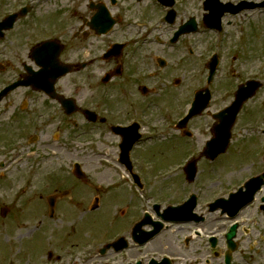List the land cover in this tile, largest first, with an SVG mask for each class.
<instances>
[{
	"label": "flooded vegetation",
	"instance_id": "obj_1",
	"mask_svg": "<svg viewBox=\"0 0 264 264\" xmlns=\"http://www.w3.org/2000/svg\"><path fill=\"white\" fill-rule=\"evenodd\" d=\"M164 1L0 0V167L8 169L16 159L36 155L38 165L51 158L66 173L52 178L47 209L41 202L45 194L38 191L44 182L0 177L3 219L33 213L41 222L47 213L54 222L48 232L46 225L35 226L49 237L39 259L21 245L27 264H225L227 255L231 264H264V184L257 193L256 182L238 193L246 181L264 173V98L248 115L246 105L256 97L246 102L233 126L227 154L241 161L238 168L228 169L226 193L220 195L229 200L226 212L210 210L217 197L203 204L199 196L195 213L201 220L158 223V211L187 198L172 201L168 194H153L152 170L165 166L147 158L145 134L152 118L170 116L168 106L184 111L183 92L163 91L167 59L172 60L166 51L182 46V36L172 37L185 20L184 11L179 0ZM168 21L175 26L169 37L163 33ZM236 89L227 88V107ZM126 131L138 137L131 163L120 160ZM104 149L116 150L115 164L128 176L115 179L114 195L94 194L102 186L88 176L93 168L88 169L85 151L92 155ZM74 159L86 178L74 176ZM130 171L140 174L139 184ZM30 194L34 196L27 198ZM252 195V202L244 204ZM48 197H53V208ZM88 215L107 221V227L83 239L77 236L79 222ZM3 223L0 234L9 242ZM155 227L161 232L138 245L134 235ZM9 244L5 264H19L18 246L13 240Z\"/></svg>",
	"mask_w": 264,
	"mask_h": 264
},
{
	"label": "rangeland",
	"instance_id": "obj_2",
	"mask_svg": "<svg viewBox=\"0 0 264 264\" xmlns=\"http://www.w3.org/2000/svg\"><path fill=\"white\" fill-rule=\"evenodd\" d=\"M186 1L188 9L185 11H189L190 14H195L198 16V18H200L199 27L201 31L199 33L185 35V37L182 36V46L179 51L177 50L178 52L174 51V49L166 51V53L172 58V61L170 67L164 71V75L167 76L171 83H174V79L180 80L178 87L170 88L168 91L170 93L172 92L174 95H176L177 92H183L184 100H182V102L186 107V104L190 98V94L192 93V89L204 85L203 77L204 72H206L207 61L213 52L218 51L221 57V66L217 75V80L214 83L215 85L212 86L216 92L210 107V111L215 112L219 108H223L226 104L224 98V91L226 88H228L229 85H236L235 82L238 80V76H240L239 72H237L238 67L244 69L243 72L245 74L248 72V75L259 73L260 77L264 80V22H262L263 20L260 19L264 18V12H260V10H254L240 13L238 16H230L227 18L226 23L224 24L225 28L223 33H220L210 30L202 24L204 6L200 3L201 0ZM174 29L175 26L171 27L169 24L165 25L163 33L169 37L171 36ZM250 39L252 48L251 50L253 53L252 58L247 59L244 57V45L246 44L245 41ZM187 47H194L196 49L197 54L194 55V58L188 57L186 53ZM233 53L240 55V58L236 62L230 63L229 61L231 60V55ZM195 67L201 70V74L195 71ZM243 76L244 75L240 77ZM228 77L231 78V80H229ZM226 80H229L228 84ZM230 81H233V83L229 84ZM225 84H227V86H225ZM186 97L189 98L187 99ZM262 98H264V89L261 91V93H259V95H256V100H250L248 105H246V115H248L252 109L259 107V101H262ZM177 115L178 113L174 112L173 118H177ZM160 118L161 117L159 114L157 118L154 117V121L158 123L164 122V125H170V123L173 122L172 120L169 122V124H167L165 121L160 122ZM209 123L211 122L207 113L194 118L190 121L189 126L196 130V135L193 138L184 139H180L178 137L180 130L178 131L175 126L168 127V132H166L165 127L163 130L165 132L164 136L168 138L169 133H171L170 137L167 141L161 137L155 138L152 142L149 141L148 145L151 146L150 148L153 149L152 151H154V153H151L152 151L147 152V158H149L151 155V160L153 163L157 162V164L159 163L162 166L167 165V167L177 169L186 155H189V153L194 150H200L203 147L205 140L210 136L208 131ZM241 127L243 128L244 125ZM100 141L105 142L104 139H100ZM99 144L100 145L98 147L103 145L102 143ZM85 152L87 154V156L85 155V158L88 163V169L93 168L91 175L88 176L92 177L96 184H101L100 186H102L98 188L94 194L96 193L99 195H104L107 193H115V174L113 171L103 168L101 165V158L96 154L90 155L88 151ZM72 157L74 158L77 156L72 155ZM27 158L28 159L26 161H21L20 158L16 159L5 173H7L8 177L18 178L26 175L25 173L28 172L38 180V184L44 182V186L38 185V191L43 190L45 196L41 197V202L44 203V208L47 209L46 197L47 195L51 194L54 189V187L50 186L53 184L51 181L52 178L66 176V173L57 168V165H59L56 162L57 160H52L51 158L48 159L46 157L45 160L40 159V165H38V163L35 162L37 161L36 155H28ZM240 161V157L228 158V156L225 154L220 155L214 163H211L206 159L203 160L200 167L203 170L201 169L198 179L200 180V183L206 188V190H208L207 195L213 193L221 186L226 185L227 182H229L228 180L230 176L228 175L229 171L227 170L231 167L238 168ZM32 163L33 166H31ZM23 171H25V173ZM156 172L157 171H153L152 174H155ZM215 180L219 181L217 185L209 188L208 185L213 184ZM166 181H168L166 184H162V182H156L153 184V192L155 195L165 194L163 192L165 190L168 192V194L174 195L175 199H178L189 189V186L185 187L183 172L168 178ZM56 183L61 184L65 182L59 180ZM33 196V194H30V197L27 195V198H31ZM36 201H39V199H36ZM45 215L46 217L44 216L43 220H45L44 225H46V232H48L52 230L50 228L51 226H55L54 222H52L49 218V215H47V213ZM0 220L4 222L2 224L3 226L6 225L3 229V232H5L4 234L7 236V240L9 241L6 242L2 234H0V256L3 257V264H5L4 256H7L12 249V245L9 244L12 242V240L16 246H18L16 248V253L19 254L20 252L19 264H27V252L20 250L22 244L25 245V250L27 248V250L30 251L29 255L38 257V259L45 253L44 250L49 244V237L46 236L44 232L39 231V233H37L35 226L40 225V222L38 221V217H35L33 213H25L24 215L19 214L15 218L13 217V220L11 216L3 219L0 215ZM40 221L42 222V220ZM79 223L77 236L83 239H86L89 235H94L97 231H102L107 227V221L97 222L94 220L92 215L85 216L80 220ZM14 226H16V228H14Z\"/></svg>",
	"mask_w": 264,
	"mask_h": 264
},
{
	"label": "water",
	"instance_id": "obj_3",
	"mask_svg": "<svg viewBox=\"0 0 264 264\" xmlns=\"http://www.w3.org/2000/svg\"><path fill=\"white\" fill-rule=\"evenodd\" d=\"M214 1L216 2V0H214ZM212 11H213V14H214V12L217 13V7L214 6V7L212 8ZM213 14H212V15H213ZM210 17H212V16H210ZM208 20H211V19L209 18V19H207V21H208ZM214 66H215V64H214ZM222 115H223L222 120H223L224 122L222 121L223 124H222V126L219 128L220 130L217 131V138L211 142V144H212V148L214 149L213 154H217V153H219L220 151L222 152V151L225 150V148H226V143H227V130H228V127H229L230 124H231V121L233 120V116H230V119H229V117L225 116L224 114H222ZM228 122H229V123H228ZM227 123H228V124H227ZM217 145H218V148H220L218 151H217V149L215 150V148H217Z\"/></svg>",
	"mask_w": 264,
	"mask_h": 264
}]
</instances>
